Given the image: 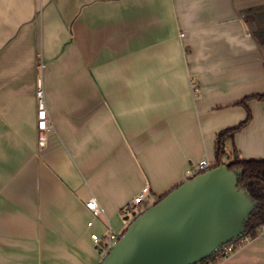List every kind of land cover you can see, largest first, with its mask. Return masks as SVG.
Wrapping results in <instances>:
<instances>
[{
    "label": "crops",
    "instance_id": "obj_1",
    "mask_svg": "<svg viewBox=\"0 0 264 264\" xmlns=\"http://www.w3.org/2000/svg\"><path fill=\"white\" fill-rule=\"evenodd\" d=\"M259 95L264 0H0V264H100L92 234L124 232L145 185L153 204L216 163L249 111L227 150L264 158ZM216 264H264V225Z\"/></svg>",
    "mask_w": 264,
    "mask_h": 264
},
{
    "label": "water",
    "instance_id": "obj_2",
    "mask_svg": "<svg viewBox=\"0 0 264 264\" xmlns=\"http://www.w3.org/2000/svg\"><path fill=\"white\" fill-rule=\"evenodd\" d=\"M221 163L140 212L100 264H197L238 240L257 202Z\"/></svg>",
    "mask_w": 264,
    "mask_h": 264
},
{
    "label": "built area",
    "instance_id": "obj_3",
    "mask_svg": "<svg viewBox=\"0 0 264 264\" xmlns=\"http://www.w3.org/2000/svg\"><path fill=\"white\" fill-rule=\"evenodd\" d=\"M183 35V34H182ZM42 68L45 64H41ZM37 127H38V140L40 146H46L48 142V133L52 129V121L48 110V105L45 98V92L43 87V81L40 77L37 87ZM215 162L208 157H203L196 163L192 164L188 169L189 178H193L198 174L211 170L215 167ZM150 192V186L145 185L143 189L122 208V214L129 220V223L144 209L152 204L148 199V193ZM87 207L94 213H99V205L96 198H91L86 203ZM123 231L116 232L110 230V232L101 237L98 233H93L92 238L96 241L98 247L104 252V256L110 252L114 245L120 240L123 235ZM250 239L246 236L241 242L237 240L229 242L221 247L219 254L221 257H227L235 252L244 242ZM106 240V241H105Z\"/></svg>",
    "mask_w": 264,
    "mask_h": 264
},
{
    "label": "trees",
    "instance_id": "obj_4",
    "mask_svg": "<svg viewBox=\"0 0 264 264\" xmlns=\"http://www.w3.org/2000/svg\"><path fill=\"white\" fill-rule=\"evenodd\" d=\"M258 97L264 98V95H259ZM247 100L248 98L244 102ZM250 119L251 112L249 111L244 121L237 126L222 130L217 138L218 160L215 166L227 163L230 169H243V173L239 176V185L246 188L252 198L258 203L247 223L245 234L237 242H241L246 236L250 238L256 237L264 225V158L239 159L234 156L233 151L228 152L227 150V140L232 139L235 133L248 123ZM222 258L217 252L197 264H216Z\"/></svg>",
    "mask_w": 264,
    "mask_h": 264
},
{
    "label": "rangeland",
    "instance_id": "obj_5",
    "mask_svg": "<svg viewBox=\"0 0 264 264\" xmlns=\"http://www.w3.org/2000/svg\"><path fill=\"white\" fill-rule=\"evenodd\" d=\"M129 224H130V223H129ZM129 224H128V225H129ZM128 225H127V226H128ZM105 241H106V240H105Z\"/></svg>",
    "mask_w": 264,
    "mask_h": 264
}]
</instances>
